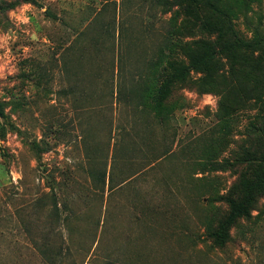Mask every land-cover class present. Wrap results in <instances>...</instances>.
<instances>
[{
  "label": "rangeland",
  "instance_id": "rangeland-1",
  "mask_svg": "<svg viewBox=\"0 0 264 264\" xmlns=\"http://www.w3.org/2000/svg\"><path fill=\"white\" fill-rule=\"evenodd\" d=\"M211 9L264 37V0H0V264H264V194L209 238L264 85L158 97Z\"/></svg>",
  "mask_w": 264,
  "mask_h": 264
},
{
  "label": "trees",
  "instance_id": "trees-1",
  "mask_svg": "<svg viewBox=\"0 0 264 264\" xmlns=\"http://www.w3.org/2000/svg\"><path fill=\"white\" fill-rule=\"evenodd\" d=\"M191 1L195 4V0ZM196 10H193L194 13ZM195 15L208 39L184 43L177 47L178 58L167 61L162 68L165 77L162 91L158 96L160 103L162 104L168 97L169 88L176 85L191 88L196 93H207L221 84L228 91L234 92L236 88L228 79L236 77L239 74L238 70L241 69L254 79L256 86L264 85V79L260 77L262 71L264 75V37L257 32H253L250 39L238 36L227 16L216 9ZM222 60L229 67L228 78L223 77V80L220 75ZM191 71L200 74V77L191 78ZM254 98L256 100H249L261 104V114L253 118V121L258 120V124L256 122L250 124L246 144L233 154V161L224 162L230 169L236 167L239 171L230 188L220 197L227 206L226 213L209 234L212 245L217 249H224L227 246L231 241L229 238L231 227L239 220L249 219L256 201L264 194V102H258V96ZM238 103L239 99L234 98L228 102V106L232 107ZM0 115H3L1 104Z\"/></svg>",
  "mask_w": 264,
  "mask_h": 264
}]
</instances>
